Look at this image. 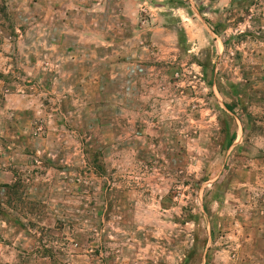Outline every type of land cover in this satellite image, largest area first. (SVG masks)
<instances>
[{
	"label": "rangeland",
	"instance_id": "1",
	"mask_svg": "<svg viewBox=\"0 0 264 264\" xmlns=\"http://www.w3.org/2000/svg\"><path fill=\"white\" fill-rule=\"evenodd\" d=\"M0 112V264H264V0H0Z\"/></svg>",
	"mask_w": 264,
	"mask_h": 264
},
{
	"label": "clouds",
	"instance_id": "2",
	"mask_svg": "<svg viewBox=\"0 0 264 264\" xmlns=\"http://www.w3.org/2000/svg\"><path fill=\"white\" fill-rule=\"evenodd\" d=\"M3 115H4V113L0 112V117H2ZM0 123H2V121H0ZM2 135H4V132L0 131V136H2ZM58 149H59V145L54 144L52 142L51 138L48 141H40V150L37 152V156L42 158L46 152L49 155H52V154L56 153L58 151ZM61 162L62 163H71V161H61ZM38 179H48V178H38ZM33 191H34V189H33ZM53 203H56V201H53ZM66 203H68V204H73V203L79 204L80 200L79 199H76L75 201L69 200V201H66ZM86 227H87V225H86ZM100 236H101V233L97 232L96 233L97 242H99ZM15 243L19 244V238H17ZM3 253H4V245L0 244V257H3ZM18 256H19V253L16 251H13L12 256L6 257L5 259L12 260ZM16 264H19L18 259L16 260Z\"/></svg>",
	"mask_w": 264,
	"mask_h": 264
}]
</instances>
